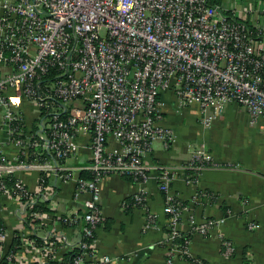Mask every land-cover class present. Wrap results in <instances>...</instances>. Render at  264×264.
<instances>
[{
	"label": "built area",
	"instance_id": "1",
	"mask_svg": "<svg viewBox=\"0 0 264 264\" xmlns=\"http://www.w3.org/2000/svg\"><path fill=\"white\" fill-rule=\"evenodd\" d=\"M254 1L0 0V128L19 149L9 158L0 141V190L21 201L34 229L41 214L34 206L50 196L45 181L58 185L77 168L88 172L76 178V194H91L86 210L62 218L81 229L74 246L79 251L69 264H113V257L93 247L104 220L100 182L112 174L148 182L151 166L145 161L154 141L170 144L174 138L160 123L162 91L173 90L183 106L198 104L205 126L234 102L264 128V5ZM29 105L39 112L32 127L25 120ZM80 137L87 138L90 158L73 168L67 160L77 154ZM215 165L200 147L182 170L192 171L187 177L196 182L201 170ZM21 171L39 173L37 190L16 177ZM176 172L161 166L157 174L168 216V264L188 257L209 264L191 254L190 239L178 241L186 204L172 191ZM8 176L16 179L11 188ZM146 194L141 187L133 206L146 207ZM203 197L215 195L198 190L194 201ZM220 221L205 219L189 232L207 234ZM155 224L147 206V228ZM6 233L2 228L0 264L4 257L3 264H15L16 253L4 246ZM30 245L55 260L56 242L40 246L31 238ZM223 247L226 255L235 251L229 239Z\"/></svg>",
	"mask_w": 264,
	"mask_h": 264
},
{
	"label": "crops",
	"instance_id": "2",
	"mask_svg": "<svg viewBox=\"0 0 264 264\" xmlns=\"http://www.w3.org/2000/svg\"><path fill=\"white\" fill-rule=\"evenodd\" d=\"M252 4L263 7L260 0ZM259 22H262L260 16ZM163 107L161 124L174 132L170 144L161 139L153 143L152 152L146 157L151 166L148 182L141 184L131 178L112 174L100 182V207L104 223L96 230L93 243L98 254L113 257V264H168L165 236L168 216L165 199L159 189L157 174L161 166L176 169L172 191L186 206L183 210L180 230L190 233L192 226L205 219L221 220L207 234L192 233L190 252L209 264H264V128L253 124L248 110L234 102L228 103L224 112L210 126L201 122L198 104L183 106L173 90H164L160 95ZM32 107L31 105H29ZM28 106V107H29ZM33 119V118H32ZM27 122V118L25 119ZM1 121V115H0ZM28 123V122H27ZM34 125V124H33ZM0 141L9 158H13L18 147L8 140L6 131L0 128ZM111 145H115L111 141ZM204 147L211 155L214 167L200 171L197 181H189L188 171L182 170L193 152ZM90 150L87 138H79L77 154L67 160L73 168L89 162ZM179 169V170H178ZM84 170H74L73 178L58 185L49 183L50 196L47 202H39L45 209L39 222L32 229L23 217L22 203L0 190V220L7 233L4 246L8 251L15 235L22 240L16 252L15 264H45L50 255L30 245L34 235L49 243H57L55 261H66L68 253L80 241L78 225H65L62 218L78 212L82 214L89 192L76 194V178ZM30 189L39 187V173L21 171L16 174ZM141 187L147 191L146 207L132 206L127 210L125 200L133 197ZM198 190L213 193V199L194 201ZM44 204V205H43ZM37 205V206H38ZM147 206L156 217V224L147 228ZM226 207V209H225ZM257 227L249 228V223ZM232 241L235 251L226 255L223 240ZM175 264H194L177 258Z\"/></svg>",
	"mask_w": 264,
	"mask_h": 264
},
{
	"label": "trees",
	"instance_id": "3",
	"mask_svg": "<svg viewBox=\"0 0 264 264\" xmlns=\"http://www.w3.org/2000/svg\"><path fill=\"white\" fill-rule=\"evenodd\" d=\"M214 1H216V2H219L220 0H214ZM82 173L79 175V176H82V177H89V174H88V172H86V171H81ZM188 172H192V171H188ZM126 177H129V178H131L133 181H136V180H134L131 176H126ZM5 179H6V184L11 188L13 185H14V183L16 182V179L14 178V177H12V176H8V177H5ZM137 182V181H136ZM45 184L47 185V184H49V182L48 181H45ZM210 193V192H209ZM44 202H47V200H45V201H43V203ZM125 202H126V209L127 210H129V209H131V207L133 206V198L131 197V198H127L126 200H125ZM183 203L184 204H186V202L185 201H183ZM44 205V204H43ZM42 209H45L44 208V206H41V205H35L34 206V211H36V212H39V213H41L43 210ZM225 209H226V207H225ZM84 213V212H83ZM82 213V214H83ZM27 222V224H28V226H30L31 227V225H32V222L31 221H26ZM39 222V218L37 219V218H34V223H38ZM103 223H104V220H103ZM65 225H69V224H67V223H64ZM102 224V223H101ZM101 224L99 225V226H101ZM2 228H5L6 229V226H5V224L0 220V231H1V229ZM191 235H192V233H187V234H184V233H182V235H181V237H179V239H178V241L179 242H181V243H184V241L186 240V239H191ZM95 237H96V235H95ZM33 238H35V240H36V243L38 244V245H40V246H42V245H44L45 244V241L44 240H42L39 236H37V235H34L33 236ZM0 246H1V243H0ZM21 246H22V240H21V238H20V236L19 235H15V238H14V242L12 243V245H11V247L9 248V250H11L12 252H17L20 248H21ZM79 250L77 249V248H75L73 251H71L70 253H68L67 254V256H66V261L64 262V263H60V262H58V261H55V260H53V259H50L49 260V262L48 263H46V264H69L71 261H72V259L74 258V256L76 255V253L78 252ZM186 260H189L190 262H193V259L192 258H190V257H188ZM6 262V260H5V257L2 259V264L3 263H5Z\"/></svg>",
	"mask_w": 264,
	"mask_h": 264
},
{
	"label": "rangeland",
	"instance_id": "4",
	"mask_svg": "<svg viewBox=\"0 0 264 264\" xmlns=\"http://www.w3.org/2000/svg\"><path fill=\"white\" fill-rule=\"evenodd\" d=\"M38 115H39V112L36 110L35 107H27L26 109V118H27V124L29 127H32L33 124L34 126L37 125L38 123ZM33 118V119H32Z\"/></svg>",
	"mask_w": 264,
	"mask_h": 264
}]
</instances>
